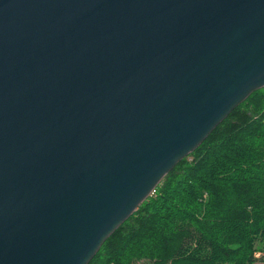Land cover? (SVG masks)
Segmentation results:
<instances>
[{"label":"water","instance_id":"water-1","mask_svg":"<svg viewBox=\"0 0 264 264\" xmlns=\"http://www.w3.org/2000/svg\"><path fill=\"white\" fill-rule=\"evenodd\" d=\"M264 88V0H0V264H88Z\"/></svg>","mask_w":264,"mask_h":264},{"label":"trees","instance_id":"trees-1","mask_svg":"<svg viewBox=\"0 0 264 264\" xmlns=\"http://www.w3.org/2000/svg\"><path fill=\"white\" fill-rule=\"evenodd\" d=\"M256 247L264 250V88L181 160L88 264H255Z\"/></svg>","mask_w":264,"mask_h":264},{"label":"rangeland","instance_id":"rangeland-1","mask_svg":"<svg viewBox=\"0 0 264 264\" xmlns=\"http://www.w3.org/2000/svg\"><path fill=\"white\" fill-rule=\"evenodd\" d=\"M256 245H257V244H256ZM257 246H258V245H257ZM258 247H259V246H258ZM258 247H256L257 249H255V251L253 252V259L256 260V263H255V264H264V261H263V262L261 261L262 258L264 259V250L261 249V248H258ZM256 253H261V254H262L261 257L256 258V257H255V254H256ZM136 264H142V263L139 262V263H136Z\"/></svg>","mask_w":264,"mask_h":264},{"label":"built area","instance_id":"built-area-1","mask_svg":"<svg viewBox=\"0 0 264 264\" xmlns=\"http://www.w3.org/2000/svg\"><path fill=\"white\" fill-rule=\"evenodd\" d=\"M153 193H154V191L152 192V194H153ZM152 194H151V195H152ZM261 255H262L261 253H256V254H255V257H256V258H259V257H261Z\"/></svg>","mask_w":264,"mask_h":264}]
</instances>
